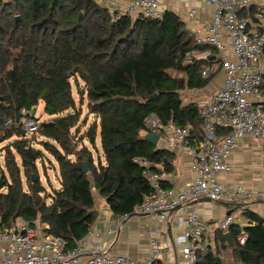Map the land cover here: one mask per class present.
<instances>
[{"label":"trees","instance_id":"1","mask_svg":"<svg viewBox=\"0 0 264 264\" xmlns=\"http://www.w3.org/2000/svg\"><path fill=\"white\" fill-rule=\"evenodd\" d=\"M256 14L255 6L240 12L251 22ZM202 49L218 59L215 48L195 44L194 34L171 11L154 20L112 13L95 0H0V145L13 139L7 146V172H0V230L24 220L73 250L97 222L94 191L113 216L134 214L152 193L150 175L176 174L179 162L174 151L146 141L147 119L155 115L162 124L191 126L202 136V108L182 100L187 89L206 88L214 78L215 73L202 76L214 60L184 65L188 52ZM217 64L221 69L220 60ZM72 79L77 85L83 81L81 102L86 95L90 114L100 122L85 132ZM41 103L52 120L40 124L38 134L57 163L61 185L52 194L40 177L45 152L33 147L20 124L21 111L33 112ZM98 129L104 157L96 160ZM136 160L152 166L146 170ZM244 216L249 226L217 229L196 264H218L222 254L231 264H264V218L252 211ZM243 232L248 239L240 246Z\"/></svg>","mask_w":264,"mask_h":264},{"label":"built area","instance_id":"2","mask_svg":"<svg viewBox=\"0 0 264 264\" xmlns=\"http://www.w3.org/2000/svg\"><path fill=\"white\" fill-rule=\"evenodd\" d=\"M209 4L212 22L207 35L196 37L195 44L215 48L219 57L213 56L209 49H202L188 52L184 59L187 66H193L203 58L214 60L213 63L220 60L225 72L223 86L201 109L202 136H197L191 126H178L173 122L162 124L155 115L146 122L149 134L158 136V145L186 154L195 180L185 190L177 192L174 188L165 187L169 180L167 173H152L149 179L152 193L145 197L134 213L147 216L152 221L167 222L171 214L182 212L185 219L181 216L178 221L180 225L186 222V226L178 243L187 264H196L198 253L206 251L211 239L207 224L195 212V202L209 199L231 203L246 197L248 194L241 188L227 193L217 177L230 171L229 157L241 140L250 137L264 145V0H209ZM251 6L257 9L255 22L240 15ZM160 7L159 0H130L125 14L133 18L143 16L159 20L163 17ZM196 14V10H191L189 16ZM229 50L232 52L230 56ZM214 67L204 68V79L216 73ZM21 117L20 124L26 135L38 134L40 124L32 117V112L23 109ZM218 130L229 131L230 134L220 135ZM136 163L146 170L152 166L145 160H136ZM256 197L264 203V192ZM120 218L126 220L128 216ZM235 221L232 215L226 216L218 222V229L227 231ZM114 231L109 230L108 234ZM247 239L248 235L243 232L237 239L238 244L244 246ZM86 245L87 238L78 241L73 250H68L67 243L61 238L46 236L39 228L20 220L15 227L0 232V259L2 264H80L84 260L85 264H157L164 250L157 240H151V257L143 262L109 256L103 243L90 249Z\"/></svg>","mask_w":264,"mask_h":264},{"label":"crops","instance_id":"3","mask_svg":"<svg viewBox=\"0 0 264 264\" xmlns=\"http://www.w3.org/2000/svg\"><path fill=\"white\" fill-rule=\"evenodd\" d=\"M96 2L102 7L108 8L112 13L118 12L122 15L125 14L130 0H96ZM159 2L162 13L171 11L177 14L195 38L207 35V29L212 22V8L209 0H159ZM191 10L197 11L194 17L189 16ZM224 42L228 43L226 40ZM231 53L229 50L228 55L230 56ZM215 65L216 63L213 66ZM221 71L223 72L221 83L200 89L196 93L195 96L198 95V99L202 103L201 107L209 104L214 93L223 86L225 72ZM157 147L165 149L160 145ZM174 153L179 159L177 173L167 174L169 180L165 182V185L170 184L171 188L181 192L195 180V175L190 169V162L186 154L178 151H174ZM228 166L230 171L218 175V182L229 194L235 192L237 188H241L248 195L231 203L226 201L208 202L206 199L195 202V212L207 224L211 239L218 229V222L226 216L232 215L236 220L235 223L242 227L250 224V221L244 216L247 211H252L264 218V203L256 197L258 193L264 192V145L250 137L244 138L229 157ZM97 194L96 209L99 216L87 237V249L103 243L104 251L109 256H122L134 261L145 262L151 257L150 242L155 239L164 249L158 263L187 264L182 256V247L178 243V238L186 226V222L184 225H180L178 221L181 216L185 219L182 212H174L167 222L152 221L147 216L137 214L128 216L126 220H121L120 217L113 216L109 207L105 205L104 199ZM109 230L115 231L108 234ZM0 232L2 231L0 230ZM98 235H101V238ZM0 264H2V259H0ZM80 264H85V260Z\"/></svg>","mask_w":264,"mask_h":264},{"label":"rangeland","instance_id":"4","mask_svg":"<svg viewBox=\"0 0 264 264\" xmlns=\"http://www.w3.org/2000/svg\"><path fill=\"white\" fill-rule=\"evenodd\" d=\"M18 20H20V18ZM262 59L264 60V57ZM219 67H220L219 64L215 65L214 69H216V73L213 75L214 78H213V80H211V82L209 83V85L207 87H211L213 85H218L219 83H221L223 81V72L221 71L222 68L220 69ZM79 84L80 85H77V83L75 82V79H72L73 94H74V98H75V101L77 104V109L79 111H81V121L82 122L86 121V125H84L83 129H82V131L85 132L95 122H97L98 125L100 122H99V119L97 116L90 114L89 106H88L89 102H88L86 95H85L84 100H82V102H81V95H80L79 89H83L84 83L82 80H79ZM197 92H198V90L187 89L184 92V94L182 95L183 103L187 104V103L193 102V103H196L198 106H200V108H203V107H201L202 103L198 99L199 96L198 95L195 96ZM36 120L39 122V124H43L45 122H50L52 120V118L49 117L44 112V103H41L40 106L38 107V110L36 113ZM99 132H100V129H98V137H97V145H98L99 154L96 151H94V157L96 160L98 159L99 156L102 158L104 157L103 151L101 148V138H100ZM28 138L34 141L32 143L33 147H35L37 149H41L42 151L45 152L46 160H45L44 168H42V165L39 163L40 177H41L42 184L46 188L48 194H52V192L54 190H59L61 188L60 182L58 180L59 169H58L57 163L55 162L53 156L50 153L46 152L43 145L41 144L42 142L46 141V139L44 137L40 136L39 134H36L34 136H28ZM12 141H13V139L0 145V172H1V170H4V172H7V169H6L7 146ZM82 143L84 145L89 144L88 141H86V140L82 141ZM160 146H162V145L160 144ZM13 153L16 157L15 159H17V162L20 165L21 164L20 158L17 156V154L14 151H13ZM0 176H1V174H0ZM23 181L25 183L26 180L23 178ZM94 193L96 196L97 193L96 192H94ZM48 202L50 203L51 201H48ZM219 258H221V264L223 262H225V263L227 262V264H231V262H233V260L230 258H227L225 256V254H222ZM234 263L238 264L239 262H234ZM234 263H232V264H234Z\"/></svg>","mask_w":264,"mask_h":264},{"label":"water","instance_id":"5","mask_svg":"<svg viewBox=\"0 0 264 264\" xmlns=\"http://www.w3.org/2000/svg\"><path fill=\"white\" fill-rule=\"evenodd\" d=\"M18 19H19V18H18ZM0 101H3V99H0ZM36 113H37V108H35V109L33 110V112H32V117H33V118H36ZM52 125H54V124H52ZM145 139H146V141H148L149 143H151V144L154 145V146H157V145H158L159 138H158V136H156V135H153V134H147L146 137H145ZM87 172H88V165L85 164L84 173H87ZM206 201H208V202H212V201L209 200V199H206ZM218 203H221V202H218ZM226 204H227V203H226ZM227 205H231V204H227ZM178 209H179V208H178ZM132 215H135V214H132ZM226 237H227V239H228V241H229V244L232 246V245H233V241H232V239H231L230 234L227 233V234H226ZM216 260H217L218 264H221V258L217 257Z\"/></svg>","mask_w":264,"mask_h":264}]
</instances>
